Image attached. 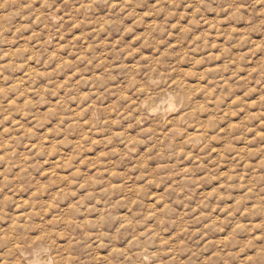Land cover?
<instances>
[{
	"label": "clouds",
	"instance_id": "1",
	"mask_svg": "<svg viewBox=\"0 0 264 264\" xmlns=\"http://www.w3.org/2000/svg\"><path fill=\"white\" fill-rule=\"evenodd\" d=\"M0 264H264V0H0Z\"/></svg>",
	"mask_w": 264,
	"mask_h": 264
}]
</instances>
